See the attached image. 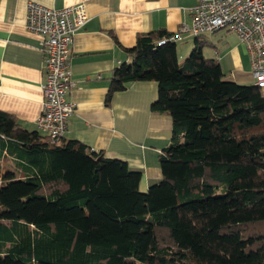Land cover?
<instances>
[{
    "label": "trees",
    "instance_id": "16d2710c",
    "mask_svg": "<svg viewBox=\"0 0 264 264\" xmlns=\"http://www.w3.org/2000/svg\"><path fill=\"white\" fill-rule=\"evenodd\" d=\"M164 30L124 48L108 100L154 81L151 111L173 122L162 180L88 150L53 142L0 111V137L18 143L28 173L0 165V264H264V93L227 79L204 56L179 60Z\"/></svg>",
    "mask_w": 264,
    "mask_h": 264
},
{
    "label": "crops",
    "instance_id": "0c3cea01",
    "mask_svg": "<svg viewBox=\"0 0 264 264\" xmlns=\"http://www.w3.org/2000/svg\"><path fill=\"white\" fill-rule=\"evenodd\" d=\"M30 2L56 9L86 5L89 21L76 32L72 45L74 86L68 100L75 110L62 140L78 141L106 158L126 162L130 170L142 174L140 188L146 192L162 180L160 156L172 142V118L151 111L158 98L154 81L131 83L108 100L113 74L120 65L130 63L124 48H133L139 35L164 30L171 36L184 26L191 27V10L198 0H0V111L13 116L23 129L38 131L44 55L41 37L26 28ZM225 35L222 31L213 34L218 39ZM191 38L195 41L185 34L177 42V49L181 43L179 58L193 48ZM203 39L208 44L211 38ZM206 58L219 61L229 81L251 83L250 56L240 40ZM245 58L248 62H243ZM14 150L24 149L0 137L2 170L23 178L28 173L21 165L26 164Z\"/></svg>",
    "mask_w": 264,
    "mask_h": 264
},
{
    "label": "built area",
    "instance_id": "2783aa9c",
    "mask_svg": "<svg viewBox=\"0 0 264 264\" xmlns=\"http://www.w3.org/2000/svg\"><path fill=\"white\" fill-rule=\"evenodd\" d=\"M191 15V27H182L178 34L159 44L179 42L185 34L199 37L220 31L234 33L249 53L252 83L264 93V0H198ZM88 21L84 3L56 9L30 2L27 7L26 28L41 37L44 55L42 113L37 128L53 142L63 139L75 110L68 100L74 86L72 45L76 32Z\"/></svg>",
    "mask_w": 264,
    "mask_h": 264
},
{
    "label": "rangeland",
    "instance_id": "374dc122",
    "mask_svg": "<svg viewBox=\"0 0 264 264\" xmlns=\"http://www.w3.org/2000/svg\"><path fill=\"white\" fill-rule=\"evenodd\" d=\"M222 32H223V34H226L225 35L226 37H224L222 39H218L217 37H214L213 34L212 35L205 34L202 36V38H205V37L211 38V39H209V43L205 44V46H204V54L206 57H209L211 54L213 55L215 53V51H218L220 53V51L224 50V48H229V47H232V46L239 43L238 38L234 34L227 32V31H222ZM220 40H223V41H220ZM190 43H191L193 48L190 51H188L184 55V57L179 58V60L181 62L184 61L185 58L187 56H189L195 48L194 38L190 39ZM180 45H181V43L178 44V50H179ZM179 56H181V55H179ZM246 59H249V58H245L243 62H245V61L248 62V60H246ZM244 70L247 73L249 72V64L245 67ZM251 84H253L252 79H251V83L241 84V85H251Z\"/></svg>",
    "mask_w": 264,
    "mask_h": 264
},
{
    "label": "bare ground",
    "instance_id": "6f19581e",
    "mask_svg": "<svg viewBox=\"0 0 264 264\" xmlns=\"http://www.w3.org/2000/svg\"><path fill=\"white\" fill-rule=\"evenodd\" d=\"M216 34V33H215ZM199 37H202V36H199ZM195 38H198V37H195ZM175 43H177V42H175Z\"/></svg>",
    "mask_w": 264,
    "mask_h": 264
}]
</instances>
